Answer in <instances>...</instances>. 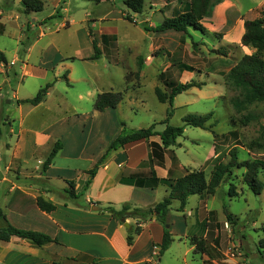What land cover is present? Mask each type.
Segmentation results:
<instances>
[{
    "label": "rangeland",
    "instance_id": "1",
    "mask_svg": "<svg viewBox=\"0 0 264 264\" xmlns=\"http://www.w3.org/2000/svg\"><path fill=\"white\" fill-rule=\"evenodd\" d=\"M71 1L69 12L55 14V7L47 0L41 12L19 14L16 26L10 25L18 35L20 26L27 22L34 23L28 31L23 27L22 37H25V41L28 39L27 43L35 44L29 63L43 69L24 77L23 81H16L19 84L17 98L34 97L40 87L50 84L43 107L34 110L28 122L35 127L41 124L43 127H55L58 123L57 139L67 141L74 137L82 144L78 153H72L74 156L59 161L65 169V176H55L48 181L53 195H62L65 179L78 183L79 172L90 169L96 157L105 152L123 128L131 130L155 124L154 129L162 131L165 127L162 121L168 109L172 110L168 121L170 125L182 126V119L187 115L213 112L207 126L214 123L212 130L217 134L228 135L232 130L237 134L236 138L228 135L227 140L222 137L214 139L210 130L185 126L183 134L177 138L178 145L172 148L180 164L175 176L183 175V168L203 169L208 176L212 168L211 160L217 154L215 152L213 156H208L212 145L218 147V152L226 153L239 143V162H264V135L260 134V126H264V105H252L247 111L237 114L228 103L235 92L225 84L224 74L239 53L233 45L219 44L225 27L223 20H211L210 15L204 18L205 34L192 29L189 35L171 30L153 32L144 28L152 29L175 15V12L183 11L187 0H143L142 13L134 14L133 20L125 19V0ZM230 1L241 11V19H264V0ZM82 14L86 16V23L97 40L100 50L97 59L92 58V43L88 45L90 38L80 19ZM52 15L53 18L46 24L38 25V22ZM238 19L230 21L232 31L236 29ZM71 20L81 22L71 23ZM102 34L115 38L109 39L104 46L100 42ZM191 42L197 43L196 49H193ZM0 45L10 46L13 41L4 37L0 39ZM40 46L43 51L39 49ZM221 52H226V56ZM139 62L142 65L137 77ZM177 62L190 65L195 70H180L173 65ZM166 70L181 83L195 80L205 85L201 89L192 88L177 95L172 108H169L167 103L158 102L154 94L155 87L164 89L159 74ZM108 91L121 93L122 101L115 109L96 111L94 102L97 95ZM16 104V100L6 103L17 119L19 111ZM152 139L158 140V137ZM43 151L39 150V154ZM228 160L226 156L224 161ZM243 173L244 169L235 168L230 178L238 192L237 197H229L228 184L222 183L208 198L206 206L217 210L222 219L227 214L235 219L234 224L225 219L226 224L224 227L222 225L225 233L220 244L224 258L230 264H264V249L258 248L264 229V188L260 195H254L243 184ZM259 178L264 183V171L260 172ZM83 194L81 192L78 198H83ZM173 202L171 207L175 205ZM200 202L201 206L205 205L201 196H189L185 208L194 211ZM100 211L105 212L103 209ZM187 258L192 260L190 264H204L199 254H189Z\"/></svg>",
    "mask_w": 264,
    "mask_h": 264
},
{
    "label": "crops",
    "instance_id": "2",
    "mask_svg": "<svg viewBox=\"0 0 264 264\" xmlns=\"http://www.w3.org/2000/svg\"><path fill=\"white\" fill-rule=\"evenodd\" d=\"M43 1L45 6L47 0ZM50 1L56 9L55 14L69 12L72 2ZM22 13H24L22 0H0V39L5 37L13 41V45L10 46L0 45V52L6 61V64L0 62V211L4 216L0 218V228L11 225L19 230L46 235L53 241L41 246L16 236L6 242L0 241V264H190L192 260H188L189 254H199L201 261H207V264H230L224 258L220 244L225 233L223 227L226 218H220L217 210L206 206L210 196H201L205 205L201 206V202L198 203L194 211L186 209V203L183 211L179 212L178 202L175 201V205L169 211V232L173 241L157 262L154 261L156 259L154 246L158 248L162 240L164 230L162 223L156 219L143 223L133 243L128 245L127 229L131 228L134 221L126 219L124 223L119 224L109 213L100 211L107 205L119 209L123 203L148 209L168 195V189L163 185L150 189L119 181L121 177L130 174L147 172L149 167L141 165L148 158L147 143L159 142V139L152 137L148 142L137 141L111 151L98 167L85 191V182L88 179L86 171L89 169L80 171L78 183L76 180L71 181L77 194L84 193L83 198L68 197L67 181L70 180L67 179L63 180L65 184L62 195L52 194L48 181L55 176H65L63 174L65 169L61 167L59 161L72 157L70 155L74 156L72 153H78L82 144L74 137L67 141L57 139L58 123L55 127H43L42 124L35 127L28 122L32 112L43 107L45 98L36 106L19 102L30 98H17L19 85L17 82L43 70L42 67L37 68L29 63L35 44L27 43L28 39L25 41V37H22L23 27L28 31L34 23L27 22L20 26L18 35L10 28V25L16 26V19ZM209 15L211 20L217 18L224 21L225 27L219 44L235 46L239 55L234 62L244 54L253 52V49L240 43L244 33V19L240 18L242 13L236 9L232 1L223 0L204 18ZM53 16L47 18L52 19ZM85 17L82 14L80 19L83 20L88 33L91 27L86 23ZM204 18L201 21L203 26ZM235 18L239 19L236 22V29L232 31L229 24ZM48 20L38 22V25L46 24ZM72 22L74 20H71ZM77 22L81 21L75 20L74 23ZM57 25L63 27L61 23ZM71 26L72 24L68 28ZM104 35H113H100V42L106 46L108 41H102ZM87 42L89 45L91 39ZM39 49L43 51L42 46ZM11 100L17 102L16 110L19 111L17 119L6 105ZM52 128L54 129L51 130ZM57 141L60 142L61 149L44 170L43 163ZM39 150H44L41 155ZM214 153L212 145L208 156H213ZM101 156L96 157L94 165ZM170 167L171 161L166 155L164 166H154L153 170L157 177L165 178ZM39 197L52 203L55 209L51 212L40 210L37 206ZM126 222L129 227H125ZM196 239L204 241L206 253H195L193 241Z\"/></svg>",
    "mask_w": 264,
    "mask_h": 264
},
{
    "label": "trees",
    "instance_id": "3",
    "mask_svg": "<svg viewBox=\"0 0 264 264\" xmlns=\"http://www.w3.org/2000/svg\"><path fill=\"white\" fill-rule=\"evenodd\" d=\"M91 1L97 2L99 0ZM222 1L223 0H187L183 7V11L175 12V15L164 19L163 22L156 27L152 29L145 27L144 30L153 32H165L171 30L184 35H189V31L192 29L205 34L207 32L201 21L211 12L213 6ZM22 4L25 14L41 12L44 8L43 0H22ZM123 4L124 11L127 12L125 18L127 20H133L132 16L134 14L139 15L142 13L143 0H125ZM48 19L51 18H47L46 20ZM243 27L244 33L241 37L240 43L243 46L253 49V52L241 56L224 74L225 84L235 92V94L228 99V103L232 110L237 114L247 111L252 105H264V19L256 18L253 20H244ZM88 34L93 48L92 58L97 59L100 55V50L93 37L94 35L91 28L88 29ZM114 38V36L104 35L102 41L106 42L109 39ZM181 41H184V39H181ZM191 45L193 49H196L197 43L191 42ZM221 55L226 56V52H221ZM0 62L6 64L2 52H0ZM141 65L142 62H139L138 71L136 73L137 77L139 76ZM173 65L184 71L192 72L195 70L194 67L182 62H177ZM159 79L163 83L164 89L155 87L154 94L158 102L167 103L169 108H172V103L177 95L192 88L201 89L205 85L204 82H198L195 80L181 83L177 79L171 77L167 70L159 74ZM49 88L50 84H46L37 91L34 97L19 102L29 103L36 106L43 101ZM121 101V93H115L112 91L103 92L97 95L94 102V109L98 112H103L106 109H115ZM212 115L213 112H209L205 115H187L182 119V126H174L168 123L169 118L172 116V110L168 109L166 112V118L162 121V123L165 124V127L160 132L154 129L155 124L139 129L124 130L123 128L118 136L107 146L105 152L97 160L96 164L86 171L88 179L85 182L84 191L87 190L98 167L104 162L111 151L123 148L130 143L137 141L148 142L150 138L158 137L159 142L150 141L147 143L149 149L148 158L147 161L141 164L143 167H149L147 172L130 174L127 177H121L119 181L123 184L147 187L150 189H154L158 185H163L168 189V195L155 206L148 209L132 207L128 203H123L119 209H115L111 205L102 208L103 211L109 213L111 218L119 224L124 223L126 219L134 221L131 228L127 229L126 241L128 245L133 243V239L135 235L141 231L143 223L152 219H156L162 223L164 226L163 237L155 256L156 259L154 261L156 262L169 248L173 241L169 232V211L173 201L178 202V211H183L189 196H212L222 183L228 184L229 197H237L238 192H236V187L233 181L230 180L235 168L244 169L242 182L254 195H260L264 188V183L259 178L260 172L264 171V162L257 160L239 162L237 150L239 143L234 144L226 153L218 152V147L216 145L214 146V150L217 154L211 160L212 168L208 176L203 169L189 168L182 169L184 171L183 175L175 176V171L180 167V164L172 148L178 145L177 138L183 134L185 126L210 130L214 139L222 137L224 140H227L228 135L236 138L237 134L235 130L229 131L228 135L217 134L212 130L215 126L214 123L207 126V121L210 120ZM260 134L261 136L264 135V126H260ZM60 149L61 144L57 141L43 163L44 170L51 164ZM166 155L171 161V167L167 172V177L159 178L153 170V167H163ZM226 156L229 157L228 161H224ZM67 185L68 188L66 193L68 197L73 199L78 198L79 194L74 190L73 181H67ZM37 206L44 212H51L55 209V206L52 203L47 202L40 197L37 198ZM3 217L4 216L0 211V218ZM226 219L231 224H234L235 222V219L230 214L226 215ZM262 231L263 238H261L258 243L259 249H264V229ZM13 236L28 239L37 246L53 241L46 235L37 232L19 230L11 225H6L0 228V241H9ZM193 243L195 246V253H206V247L203 240L196 239ZM204 264H207V261H204Z\"/></svg>",
    "mask_w": 264,
    "mask_h": 264
},
{
    "label": "built area",
    "instance_id": "4",
    "mask_svg": "<svg viewBox=\"0 0 264 264\" xmlns=\"http://www.w3.org/2000/svg\"><path fill=\"white\" fill-rule=\"evenodd\" d=\"M157 250H158V248H157L156 246H154L155 255L157 254V253H156Z\"/></svg>",
    "mask_w": 264,
    "mask_h": 264
},
{
    "label": "water",
    "instance_id": "5",
    "mask_svg": "<svg viewBox=\"0 0 264 264\" xmlns=\"http://www.w3.org/2000/svg\"><path fill=\"white\" fill-rule=\"evenodd\" d=\"M125 227H129V225L127 224V222L125 223Z\"/></svg>",
    "mask_w": 264,
    "mask_h": 264
}]
</instances>
